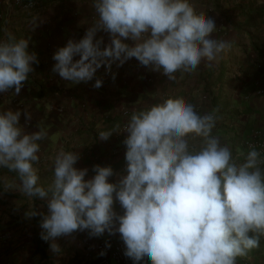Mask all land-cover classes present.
Wrapping results in <instances>:
<instances>
[{"label": "clouds", "instance_id": "1", "mask_svg": "<svg viewBox=\"0 0 264 264\" xmlns=\"http://www.w3.org/2000/svg\"><path fill=\"white\" fill-rule=\"evenodd\" d=\"M93 8L95 24L52 57V71L72 84L91 81L101 66L110 69L130 58L175 80L176 73H193L202 62L214 67L231 47L213 38L215 19L197 14L189 0H93ZM98 32L107 33L109 43L97 39ZM6 36L0 40V93L18 95L37 56L28 51L27 39ZM101 85L97 79L93 87ZM214 112L198 114L182 98L133 112L124 131L125 176L110 183L113 169L94 166L95 175L85 180L87 169L74 167L78 154L61 150L47 188L38 183L33 167L39 161L37 142L46 133L25 132L20 111L0 112V167L19 178L18 185L6 187L47 201L40 223L45 241L85 230L92 236L114 234L115 229L134 264L145 258L150 264H235L264 236L259 166L264 161L253 148L245 162L237 163L230 148L212 135ZM111 135L102 131L99 139ZM197 138L201 146L189 151V140ZM114 201L123 214L114 211ZM50 248L59 251L55 243Z\"/></svg>", "mask_w": 264, "mask_h": 264}, {"label": "crops", "instance_id": "2", "mask_svg": "<svg viewBox=\"0 0 264 264\" xmlns=\"http://www.w3.org/2000/svg\"><path fill=\"white\" fill-rule=\"evenodd\" d=\"M9 1L0 0V40L7 39L6 33L27 39L28 51L36 54L38 63L32 65L18 95L14 90L1 93L0 112L20 111L25 132L46 133L37 142L39 161L33 164L44 188L52 183L53 161L61 150L78 154L74 167L87 169L85 180L95 175L94 166H110L114 175L109 182L117 183L127 174L123 141L132 113L167 99L182 98L201 115L215 110L212 135L230 148L237 163L245 162L249 152L245 142L251 133L264 134V0H189L197 14L215 19L213 38L231 42L212 68L202 62L195 72H178L175 80H169L162 70L153 71L130 58L122 65L113 62L110 69L101 66L94 79L79 84L54 73L52 57L95 24L93 0H42L36 10L26 13L11 9ZM96 38L109 43L107 33L98 32ZM224 61L230 62L231 71L222 75ZM97 79L102 81L99 88L93 87ZM102 131L112 133L108 140L99 139ZM201 144L202 138L190 139L189 151ZM260 168L264 170V163ZM13 182L19 184L17 173L0 167V264H98L107 259L96 246L117 242L120 234L115 229L114 234L92 236L85 230L45 241L40 223L41 214L48 212L47 201L8 189L6 185ZM113 208L123 214L118 202ZM32 211L37 215L30 216ZM53 243L58 252L51 250ZM140 262L150 264L147 258ZM235 264H264V236L258 248L237 257Z\"/></svg>", "mask_w": 264, "mask_h": 264}, {"label": "built area", "instance_id": "3", "mask_svg": "<svg viewBox=\"0 0 264 264\" xmlns=\"http://www.w3.org/2000/svg\"><path fill=\"white\" fill-rule=\"evenodd\" d=\"M42 0H10L9 7L17 8L21 12H33L37 9ZM101 67L96 71L93 79L96 77L97 73L100 71ZM1 95V93H0ZM245 147L248 151L255 149L260 153V160H264V134L261 132L251 133L248 140L245 142ZM262 165V163L260 164ZM259 165V166H260ZM96 250L106 254L107 259L101 260L98 264H134V262L124 255L126 246L123 241L119 238L117 242L110 246L97 245ZM137 264H142L137 262Z\"/></svg>", "mask_w": 264, "mask_h": 264}, {"label": "rangeland", "instance_id": "4", "mask_svg": "<svg viewBox=\"0 0 264 264\" xmlns=\"http://www.w3.org/2000/svg\"><path fill=\"white\" fill-rule=\"evenodd\" d=\"M230 62H226V61H224V62H221V70L223 71V73L224 74H222V75H225L226 73H228V71H231L230 70ZM1 193H3L2 191H0V194ZM3 196V195H2Z\"/></svg>", "mask_w": 264, "mask_h": 264}]
</instances>
